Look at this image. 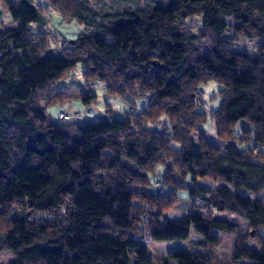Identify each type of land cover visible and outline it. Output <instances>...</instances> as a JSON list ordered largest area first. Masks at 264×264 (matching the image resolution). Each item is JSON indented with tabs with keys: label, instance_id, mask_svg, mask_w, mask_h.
Listing matches in <instances>:
<instances>
[{
	"label": "trees",
	"instance_id": "obj_1",
	"mask_svg": "<svg viewBox=\"0 0 264 264\" xmlns=\"http://www.w3.org/2000/svg\"><path fill=\"white\" fill-rule=\"evenodd\" d=\"M47 1L0 0L12 18L0 26L8 264H264V200L243 205L237 196L264 191V0ZM52 9L88 32L69 42L45 30ZM243 39L255 52L233 50ZM78 65L86 87L57 90ZM97 79L133 113L139 100L145 110L86 123L50 118L48 105L64 98L95 103ZM212 81L224 87L222 103L206 112L199 86ZM210 121L216 142L202 130ZM176 210L188 214L172 219ZM192 230L202 236L188 242L196 252L153 246Z\"/></svg>",
	"mask_w": 264,
	"mask_h": 264
},
{
	"label": "rangeland",
	"instance_id": "obj_2",
	"mask_svg": "<svg viewBox=\"0 0 264 264\" xmlns=\"http://www.w3.org/2000/svg\"><path fill=\"white\" fill-rule=\"evenodd\" d=\"M41 5H49L47 0H36ZM157 0H107L109 5H112L115 8L120 7H135L138 6H145L150 3H153ZM136 4V5H135ZM0 11L2 12V16L0 19V26L6 25L12 22V18L10 17L8 11L4 10L0 6ZM50 24L46 27L45 30L56 32L69 42H73L76 40L81 34H86L88 31L84 29L82 25L79 23L63 19L55 9L51 10V14L49 15ZM190 26L194 27L195 30L201 28V19L194 18L188 21ZM257 43L250 40V39H243L241 42L233 44L232 48L235 51H242V52H255L257 48ZM84 73V66L78 65L74 70L68 73V76L59 80L57 83V90H64V89H81L86 87L85 79L83 76ZM92 93L97 96L95 103H92L90 106L85 105L82 100L78 97L72 98H64L61 101L54 102L47 107V112L50 115V118L56 122H59L60 114L67 113L68 115L72 116V120L70 123H86L90 121H100L105 120V115L114 116L118 119H124L128 116V114L133 113V109L128 101L122 99L118 96L110 95L107 91L106 85L100 81L95 80L89 86ZM224 87L215 82H208L205 84H201L199 89L204 91L205 97L204 102L202 104V109L204 111H209L210 109H217L221 103V97L219 96V90L223 89ZM146 104L144 100L137 101V108L134 110V113H141L145 110ZM167 120H162L159 124L162 126L164 122ZM240 124H244L241 122ZM151 127V126H150ZM153 127V126H152ZM207 136L209 137L210 141L216 142V133L214 124L210 121L203 129H202ZM239 131V125L236 129V133ZM195 142H199V135H195L193 137ZM211 186H216L218 183L210 182ZM238 200L243 205H249L251 201L258 197L264 200V191L259 195H254L246 190H240L237 192ZM188 214V211L185 210H176L169 213V216L172 219H179L183 218L185 215ZM215 234L220 235L219 232ZM202 236L196 233L194 230L191 231L190 237L188 240H181V241H160L155 242L153 246L155 249L160 252L161 254H169L176 250H183L187 253L196 252V247L193 245H189L190 240L199 239ZM224 244H229L230 238L224 237ZM224 247V246H223ZM14 258L11 252H4L0 254V264H8Z\"/></svg>",
	"mask_w": 264,
	"mask_h": 264
},
{
	"label": "built area",
	"instance_id": "obj_3",
	"mask_svg": "<svg viewBox=\"0 0 264 264\" xmlns=\"http://www.w3.org/2000/svg\"><path fill=\"white\" fill-rule=\"evenodd\" d=\"M199 95L203 96V93L200 92ZM69 119H70V116L68 114H66V113H61L60 114V120H69Z\"/></svg>",
	"mask_w": 264,
	"mask_h": 264
},
{
	"label": "crops",
	"instance_id": "obj_4",
	"mask_svg": "<svg viewBox=\"0 0 264 264\" xmlns=\"http://www.w3.org/2000/svg\"><path fill=\"white\" fill-rule=\"evenodd\" d=\"M205 184H208V183H205Z\"/></svg>",
	"mask_w": 264,
	"mask_h": 264
}]
</instances>
